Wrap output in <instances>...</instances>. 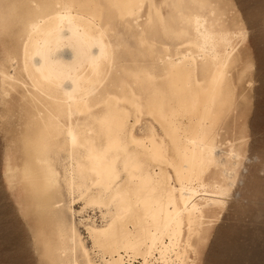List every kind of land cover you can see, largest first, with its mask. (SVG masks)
Segmentation results:
<instances>
[{"label":"bare ground","instance_id":"obj_1","mask_svg":"<svg viewBox=\"0 0 264 264\" xmlns=\"http://www.w3.org/2000/svg\"><path fill=\"white\" fill-rule=\"evenodd\" d=\"M223 2L0 0L2 173L44 264H197L243 150L221 140L247 37Z\"/></svg>","mask_w":264,"mask_h":264},{"label":"rangeland","instance_id":"obj_2","mask_svg":"<svg viewBox=\"0 0 264 264\" xmlns=\"http://www.w3.org/2000/svg\"><path fill=\"white\" fill-rule=\"evenodd\" d=\"M225 1L229 2V6L226 4L228 2ZM224 2V7H226L227 12L229 13L230 11V21L234 22L236 26L244 28L247 37L242 39L239 44V48L242 47L241 49L243 52L242 54L240 50V56L242 57L243 55L242 58L244 60L241 58V62H239L237 68L234 69V78L238 74L236 76L237 79L235 78L237 80L236 85L238 84L237 93L239 92V94H237L238 108L236 107L233 115L222 129L223 136L221 135V140L226 144L231 142L238 148L241 145L242 147L239 149L240 151L243 149L241 151L243 156L241 155L240 169H238L240 171L236 178L237 181L235 180V183L232 185L234 187L231 186L232 190H234H231L232 192L228 196L230 200L227 198L229 201L226 203L228 204H225L226 206L217 207L219 211L215 208V210L218 211L213 210L216 214H213L214 212L211 213L212 211L210 212L211 215L209 213L210 219L213 218V220H211L213 223L210 221V227L205 231L209 235L205 234L203 240L207 237L206 240L199 243L198 248L200 251L191 252L190 255L196 254L192 256V258L194 259L195 257L196 260L194 259V261H196L195 263L197 264H264V0H224ZM142 18L144 19L145 16ZM236 22L239 23L237 24ZM0 39V47L3 48L1 36ZM241 42H243L242 45ZM1 48L0 62L3 57ZM0 103L2 104L1 98ZM1 104L0 110H3L0 111V114L3 113L4 115L5 113V116L2 114L0 115L3 117L2 120L4 119L3 122L0 120V126H4L5 121H7V125L15 123L16 121L14 122V120L16 118L13 116L17 117L18 120L19 113L17 111L13 113V110L9 109V105L3 103V107ZM5 108H7V110ZM5 117H7V120ZM9 121H11V123H9ZM1 129L0 192H3L2 197H4V199L2 198L3 209L7 211V214L11 212L8 216L12 218L14 224L2 227L0 231V243L2 244V246H0V255L3 253V255L0 256V264H44V259L36 240V244L33 242L36 238H34L35 236L31 231L30 224L25 219V216H22L24 212L18 207L20 205L16 202L17 199H13L16 197L12 195L13 193L6 181L5 173H2L5 171L4 161L6 160V156L4 157V155H6L5 147L7 146V142H5V131L3 128ZM4 142L5 144H3ZM225 143H222L224 149L228 146ZM229 146H231V144ZM229 146L226 147L227 150ZM4 192H6V194L8 192L9 194L6 195ZM12 196L13 198H11ZM5 201L6 204L4 205ZM81 203L82 202L77 200L75 205L77 209L82 208ZM7 206H10V211ZM219 208H222V211ZM13 214H15L16 217ZM84 215L86 217L92 216L96 220H99V222L102 220L100 210L92 207H89ZM80 217L82 216L77 215L78 219ZM211 223L213 225H211ZM81 230L85 234L83 226ZM32 236H34L33 240ZM191 256L190 261L194 262ZM15 260H17L16 263ZM154 263L176 264L177 262L163 263L154 260L152 264Z\"/></svg>","mask_w":264,"mask_h":264}]
</instances>
